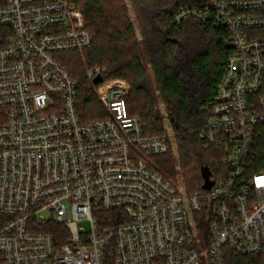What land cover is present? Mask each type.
<instances>
[{"label":"built area","instance_id":"obj_1","mask_svg":"<svg viewBox=\"0 0 264 264\" xmlns=\"http://www.w3.org/2000/svg\"><path fill=\"white\" fill-rule=\"evenodd\" d=\"M188 19L228 29L233 51L199 132L221 167L211 189L191 194L153 162L175 134H145L125 83H100L106 117L80 120L79 83L58 58L93 44L77 5L0 0V264H225V249L264 257V0H200L174 23ZM52 221L66 233L35 232Z\"/></svg>","mask_w":264,"mask_h":264},{"label":"trees","instance_id":"obj_2","mask_svg":"<svg viewBox=\"0 0 264 264\" xmlns=\"http://www.w3.org/2000/svg\"><path fill=\"white\" fill-rule=\"evenodd\" d=\"M71 1L82 11L93 37L84 58L77 52L58 56L79 83L76 108L80 120L90 123L104 119L106 111L96 88L103 82L124 80L131 86L127 97L129 113L139 118L145 134H163L165 118L147 89L149 67L157 82L169 127L176 137L179 168L186 187L190 194L203 191V170L209 169L214 179V172L221 167L218 152L204 149L199 132L207 120L203 109L213 105L233 52L228 29L194 19L174 23L181 8L197 6L200 0H131L142 33L139 41L123 0ZM98 67L104 69L101 84L90 79L85 70ZM260 145L258 165L264 171V138ZM172 159L168 155L157 158L167 164ZM109 215L105 213L102 218L108 219ZM46 227L35 232L66 233L63 225L53 221L46 223ZM208 229L209 220L202 215L198 218V232L206 242ZM225 264H264V257L241 256L225 249Z\"/></svg>","mask_w":264,"mask_h":264},{"label":"rangeland","instance_id":"obj_3","mask_svg":"<svg viewBox=\"0 0 264 264\" xmlns=\"http://www.w3.org/2000/svg\"><path fill=\"white\" fill-rule=\"evenodd\" d=\"M125 6L127 7V15L129 17V19L133 22V25L135 27V31H136V35L139 41L142 40V33L140 30V26L136 20V15H135V11L133 8V4L131 2V0H123ZM141 49V55L144 58L145 54L143 51V47H140ZM81 55L82 58H84V52L79 53ZM86 70V74L88 73L89 69H85ZM114 81V80H113ZM116 81V80H115ZM123 83H125L126 85H128L130 87V92H131V86L127 81L124 80H119ZM110 82V81H108ZM147 89L150 91L151 96L153 98L156 99L157 102V107L160 109V111L162 112L163 116H164V120H165V124H164V132H173L172 129L169 127V123L167 121V113L165 110V106L162 102V97L161 94L159 92L158 86H157V82L155 80L154 74L152 73V71L150 70V68L148 67V77H147ZM174 133V132H173ZM168 156H171L172 159V163L167 164V163H163L156 160H153L154 164L164 173L166 174L170 179H172L180 188L184 189L186 194H190V192L188 191V188L186 187L185 181L183 179V175L182 172H180V159L178 156V151H177V142H175V145L172 147V151L170 152V154ZM164 157V156H163ZM164 165V169L162 166ZM165 171L171 172L172 175H169L168 173H166ZM81 228L85 227L86 229L89 228V225L87 223L85 224H81L80 225Z\"/></svg>","mask_w":264,"mask_h":264},{"label":"water","instance_id":"obj_4","mask_svg":"<svg viewBox=\"0 0 264 264\" xmlns=\"http://www.w3.org/2000/svg\"><path fill=\"white\" fill-rule=\"evenodd\" d=\"M101 82H102L101 78L96 79V83H101ZM210 176H211V173H210L209 169H204L203 170V178H204L203 189H205V190H209L212 187V182L210 180Z\"/></svg>","mask_w":264,"mask_h":264}]
</instances>
